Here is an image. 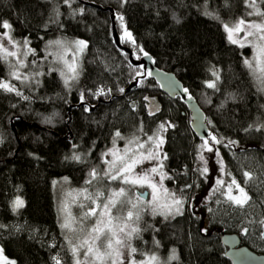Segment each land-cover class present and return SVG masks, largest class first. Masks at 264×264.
Here are the masks:
<instances>
[{
	"label": "trees",
	"instance_id": "obj_1",
	"mask_svg": "<svg viewBox=\"0 0 264 264\" xmlns=\"http://www.w3.org/2000/svg\"><path fill=\"white\" fill-rule=\"evenodd\" d=\"M85 1L113 7L119 33L121 15L135 40L124 44L136 57L151 54L158 67L174 72L196 98L211 134L224 142L218 147L227 177L249 193L243 207L224 192L210 190L209 199H203L209 182L198 166L202 139L190 125L188 107L180 97L164 94L149 71L134 66L116 46L110 11ZM248 11L244 0H0V21H8L14 37L27 39L40 56L46 42L60 36L87 43L71 85L57 71L45 70L39 83L18 86L20 95L0 89V248L5 256L16 264H56L54 257L71 264L54 181L69 177L81 184L117 131L147 135L161 123L172 125L163 130L167 182L189 200L177 216L143 217L133 238L136 258L159 253L168 260L175 250L178 259L170 264H232L225 256L223 232L239 234L244 245L264 253V94L244 64L247 49L230 43L223 27L226 21L247 17ZM8 71L0 55V81L8 79ZM136 78L135 91H120ZM211 81L215 88L207 86ZM100 88L104 94L95 95ZM81 101L84 105H74ZM75 146L90 163L70 158ZM17 197L24 204L13 210Z\"/></svg>",
	"mask_w": 264,
	"mask_h": 264
},
{
	"label": "snow or ice",
	"instance_id": "obj_2",
	"mask_svg": "<svg viewBox=\"0 0 264 264\" xmlns=\"http://www.w3.org/2000/svg\"><path fill=\"white\" fill-rule=\"evenodd\" d=\"M122 4L126 2V0H121ZM64 4H70V0H63ZM244 3L250 11L247 12L249 17L257 16L261 17V21L258 23L256 21H248L244 18H240L233 26H229L224 24L223 27L227 32V38L230 43L238 44L241 48L246 46H251L253 48V58L245 59L244 64L252 70L253 74L256 75V78L264 85V10H261L260 4H264V0H244ZM82 11V10H81ZM119 19L123 23V16H120ZM0 29H3V37L6 38L8 43L13 44V46H18L20 42L14 41L11 39L10 31L12 29V25L8 21H0ZM243 33V37L240 39L234 38L235 35H239ZM252 37L253 39H248ZM124 39L132 44H135V40L131 34V32L124 29ZM24 48L27 50L23 52L24 56H27L30 52L35 54V50L31 48H27L29 41L25 39L23 42ZM50 44H55L57 46H61V41H51ZM74 50L72 48H65V54L68 51H73V60H75V56L77 53H81L83 48L86 47V42L83 40H77L73 42ZM0 49L3 50V59H7L9 56H17L16 51H10L3 43H0ZM141 51H143L141 49ZM147 56V53H144ZM64 61L65 66L69 69L72 75L68 79H75L78 75L76 71V67L74 63H69L67 59L64 58L63 55L58 57ZM139 57H137L138 59ZM19 63L23 65V60H20ZM151 75V72L147 73ZM213 76L216 79H219L218 72L213 70ZM61 75H64L62 72ZM140 75V73H137ZM12 76L16 80H20L21 76L17 72H13ZM68 79H65V84L68 83ZM207 86L210 88H215V81L207 82ZM0 89L8 92L17 91L16 88L8 82L0 81ZM264 90V89H262ZM110 91V90H109ZM121 92L124 89H120ZM185 93L188 92L187 89H183ZM104 89L100 88L97 90L95 95H103ZM17 95L20 93L17 91ZM27 99V97H25ZM145 99H148L145 97ZM81 100H83V93L81 94ZM86 111L88 109H85ZM159 109H156L158 111ZM154 111H150L149 115H154ZM166 127H172L170 124L161 123L159 125L160 130H166ZM264 127V125H261ZM115 137L122 138L121 133L117 131L115 133ZM212 141L216 143H220L217 140L216 136H211ZM163 139L160 136V132L157 131L151 136H147V139L144 141H139V138H134V140H130L128 145L135 144V150L126 145V148L121 154L119 149L115 147L108 149L107 152L103 154L102 160L105 165H107V169L103 171L101 174L95 168L91 170L89 173L90 179L87 181L89 185L92 184L93 181L101 180L103 178H107L111 181H120L124 185H140L143 186L147 184L150 188L153 189L152 192V201H149L150 204L155 202V206L152 209V214L156 215L157 207H163L167 209L165 214V218L167 219L168 215H179L181 213L180 206L182 205V200L174 197V194H170L168 189L163 188L162 183H153L149 178L148 173L145 172L143 174L135 173V168L137 165L142 164L144 160H152L157 159L158 157L155 155L154 148L159 149L160 145L163 143ZM115 144V141L113 142ZM148 145L146 148L145 146ZM202 148H207V151L212 152L213 147L209 145V140L205 139L204 143L201 145ZM131 153V155H129ZM107 157H111L108 159ZM166 158V157H165ZM72 159L80 160L79 155H73ZM203 159V156H201ZM162 167V165H161ZM158 169L153 167L151 169L152 173H157ZM208 171L207 168L204 169L206 173ZM246 177L250 178L249 173H244ZM165 174H160V181L164 179ZM223 180H218L217 184L222 185ZM235 185L241 196H234L231 194V190ZM158 190H162L165 196H172L171 204H159V196L156 194ZM229 201L234 202L237 206L243 207L248 202L247 194L244 193L243 188L237 184L235 179L228 185V192L226 193ZM88 200L92 201L91 207H88V210L83 214L81 223L84 220H87L90 217H96L91 228L80 227V233H87L81 242L77 244H73L72 252L74 255H79V250L84 249L83 257L84 261L80 259L75 260V264H84L86 261L87 264H159V257L153 253L151 255L145 254V259L141 261H136L134 256L137 253V248L132 247L131 240L135 235L139 234V229L136 227H129V222L135 220H139L140 215L139 211L129 210L126 213V216H113L112 210L114 208L118 209V205L122 206L125 203H130L126 199V189L124 187H120L118 191L112 192L110 195L105 196L104 191H97L95 194V198L91 195L85 197ZM101 198H103L101 200ZM23 200L19 197L13 201V210H16L20 207H23ZM81 207H85V205H80ZM132 208L135 209L136 205L133 204ZM174 209V210H173ZM114 221H120L119 224H115ZM261 224H264V221H261ZM2 227V225H0ZM61 227L64 229H68L76 234V229H73L72 224L67 220L61 224ZM247 232V229H244ZM262 238H264V233H262ZM71 243V242H70ZM158 245L159 242L156 241ZM127 254H125V251ZM56 261V264H61V261L56 257L53 258ZM178 259V256L175 254V250L173 253L169 255L167 262L165 264H170L171 261ZM0 264H16V261L10 260L7 256L4 255L3 248H0Z\"/></svg>",
	"mask_w": 264,
	"mask_h": 264
},
{
	"label": "rangeland",
	"instance_id": "obj_3",
	"mask_svg": "<svg viewBox=\"0 0 264 264\" xmlns=\"http://www.w3.org/2000/svg\"><path fill=\"white\" fill-rule=\"evenodd\" d=\"M260 8L261 10H264L263 4H260ZM242 18L248 21H256L258 23L261 21V17H257V16H251V17L247 16V17H242ZM239 19L226 21L225 24L229 26H233ZM120 25L122 28V31H121L122 39L123 41L128 42L127 40L124 39V29L126 28L124 21L122 23L120 20ZM3 31L5 30L0 31V43H3L5 47H7L10 51L17 52V56H9L6 60L4 59L9 67L8 79L5 80L4 82L10 83L16 89L18 86L23 85L24 83L25 84H28V83L37 84L41 81V76L45 70L46 71H54V70L57 71L60 74V76L63 78V80L65 81V79H68L72 75V73L65 66L64 61L58 58L61 55H63L64 58L67 59L69 63L75 64L76 71L78 73L75 79H68L67 85H71L72 82L78 78L79 73H80L81 53L87 47V43H86V47L83 48V51L81 53L76 54L75 60H73V51H68L65 54L64 49L72 48L74 50L75 46L73 42L77 40L85 41L84 39L76 38L77 39L76 40V39H72L67 36H60L55 39L48 40L46 42L44 53L41 56L37 54L36 50L34 49V47H32L31 43L29 42V44L27 45V48L34 49L35 54H32L30 52L27 56H24L23 52L26 51L27 49L24 48L22 42L25 39H21V40L17 39L16 37H14L12 29L9 30L11 39L14 41L20 42L18 46H13V44L8 43L6 38L3 37ZM243 35H244L243 33H240L239 35L234 34V38L240 39L241 37H243ZM248 39H253V38L249 37ZM51 41H61L62 45L57 46L55 44H50L49 42ZM128 43H130L131 45H134L131 42H128ZM244 48H246L248 51L245 55V59L251 60L253 58V48L251 46H246ZM0 55L2 57L4 55L2 49H0ZM20 60H23V65L19 63ZM13 72H17L21 76V79L16 80L12 76ZM62 72L64 73V75H61ZM253 77L256 81V85L258 86L260 92L264 94V90H262L264 89V85H262L261 82L256 78V75L253 74ZM158 131L160 132V136L162 137L164 141L163 130L159 129ZM156 132L157 131L153 132L152 134L149 133L147 135L136 134V135H129V136L121 135L122 138L115 137V139L113 140V142L115 141V144L112 142L110 146H108L105 150H103L98 156V161L97 159L95 160L97 161L96 163H93L91 166L89 164L90 167H89L87 176L85 180L79 185L77 184L75 185L69 177H61L54 181L53 187H54V192H55V196L57 199L58 208L60 211L61 224L67 220L69 223L72 224L73 229H76V234H74L72 231L62 228L69 242V245H70V251L72 253L71 264H75L76 259H80L81 261H84V257H83L84 249L79 250V255H74L71 250L73 247V244L78 245L81 242V240L85 236H87V233H80L79 228L80 227L91 228L96 219V217H90L81 223L83 214L88 210V207L93 206L92 201L86 199L85 198L86 196L91 195L93 198H95L96 192L101 191V190L104 191L105 196H108L112 192L118 191L120 187H124L126 189V199L127 201H130V203H125L122 206L118 205L119 210L114 208L112 210L113 216H126V213L129 210H132L134 212L139 211V215H140L139 220L134 219L133 221L129 222V227H136L138 229L140 228V223L143 217L146 216L147 214L151 215L152 217L159 216V217L165 218L167 209L163 207H157L156 215L152 214V209L155 206V202L153 204H150L149 201H152L153 189L150 188L147 184L143 186L124 185L120 181H111L107 179L106 177L101 180L93 181L91 185L87 183V181L90 179L89 173L91 172L92 169L95 168L101 174L103 173L104 170L107 169V165L103 163L102 157H103V154L108 151V149L115 147L116 149H119L121 151V154H123L126 148V145H128V142L130 140H134V138L138 137L139 141H144L147 139V136H151ZM213 135L216 136L215 134L212 133L210 137L208 138L209 145L213 147L212 152L207 151V148L201 147V145L204 143V140H202V142L199 145V155H198L199 156L198 157L199 171L204 176L205 181L209 182V191H206L205 194H203V199L204 200L209 199L208 196L210 194V190H211V193H214V194L217 192H224L226 199H228L226 193L228 192V185L232 182V180H229V178L227 177L226 169H225V161L218 147L219 143H216L210 139L211 136ZM216 138L217 140L220 141V143L223 142V140L218 138L217 136ZM225 143L228 145H232L234 147L238 146L237 143L231 142V141H226ZM128 146L132 147L135 150V144L128 145ZM163 146H164V142L160 145L159 149L154 148L155 155L158 157L157 159L144 160L142 164H139L136 166L135 173L143 174L147 172L149 178L152 180L153 183H158V182L162 183L163 188L168 189L170 194H174L175 198L182 200L183 203L180 206V208H181V213H183L187 207L189 199L185 195H183L180 190H177L171 187L170 183L167 182V179H168L167 171L164 166L166 154L164 152ZM145 147L147 148L148 145H146ZM74 154L79 155L81 158L80 160H75L76 162L90 163L89 156L87 155V153L79 150L77 146H75L74 150L70 153L71 159ZM129 155H131V153ZM201 156H203V159H201ZM107 158L110 159L111 157H107ZM153 167H156L158 169L157 173L151 172V169ZM205 168L208 169L206 173L204 172ZM161 173L165 174L164 179L162 181H160ZM218 180H223L224 183L222 185L217 184ZM159 183H158V189H159ZM237 184L240 186V188H243L244 193H246L247 197L249 198V193L245 189V187L242 186L238 182ZM144 191H147V198H142L140 196V194ZM156 194L159 196V201H158L159 204L161 205L171 204V200H172L171 195L165 196L162 190H158ZM231 194L234 196H241L239 189L235 185H233ZM20 199H22L24 202L23 198H20ZM102 199L103 198H101V200ZM230 202L235 204L232 201ZM133 204L136 205L135 209L132 208ZM80 205H85V207H81ZM174 216H177V215H168L167 218H171ZM114 223L119 224L120 221H114ZM133 238L131 240L132 247H134ZM124 251H125V254H127L126 250ZM151 254H148V255H151ZM155 254L159 257V263L167 260V257H165L164 255H161L159 253H155ZM134 258L136 261H141V260H144L146 257L138 259L136 258V256H134ZM10 260H13V259H10ZM84 264H87V262L85 261ZM125 264H127V262H125Z\"/></svg>",
	"mask_w": 264,
	"mask_h": 264
},
{
	"label": "water",
	"instance_id": "obj_4",
	"mask_svg": "<svg viewBox=\"0 0 264 264\" xmlns=\"http://www.w3.org/2000/svg\"><path fill=\"white\" fill-rule=\"evenodd\" d=\"M85 4L95 6L101 9L109 10L110 17L112 22V35L116 46L123 50L129 55V59L134 66L142 65L145 71L151 72V77L156 81L160 86L161 91L168 95L171 98L180 97L182 101L188 107L191 116V127L194 133L198 138L205 140L208 139L211 135L209 124L206 120V113L202 109L201 105L198 103L196 98L190 95L189 91L185 93L183 89H186L183 82L178 78V76L172 72L167 71L158 67L151 54L145 56L144 54L137 59L135 52L127 45L124 44L121 34L119 33L117 26V15L113 7L103 8L100 5H96L94 2L85 1ZM138 78L131 82L124 90V93L135 91L138 85ZM188 90V89H187ZM109 100H104V102H110ZM99 102H102V99H99ZM85 102L81 101L75 106L84 105ZM71 106L70 108H73ZM91 110L95 109V106H91ZM67 121V125L69 126ZM32 125L42 128L39 124L33 123ZM13 131L16 132V128L12 125ZM71 133V131H69ZM68 133V135H69ZM68 135H65L63 138L68 139ZM140 194V192H139ZM142 198H147V191H144L140 194ZM221 241L226 248L225 256L231 260L232 264H264V253H258L252 250L247 245L242 243V238L237 233H228L223 232L221 234Z\"/></svg>",
	"mask_w": 264,
	"mask_h": 264
},
{
	"label": "bare ground",
	"instance_id": "obj_5",
	"mask_svg": "<svg viewBox=\"0 0 264 264\" xmlns=\"http://www.w3.org/2000/svg\"><path fill=\"white\" fill-rule=\"evenodd\" d=\"M72 39H76V37L72 38ZM77 40V39H76ZM101 153V152H100Z\"/></svg>",
	"mask_w": 264,
	"mask_h": 264
}]
</instances>
